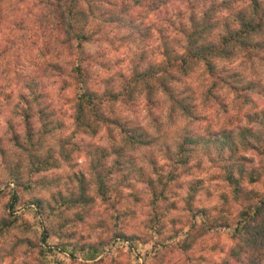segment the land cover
<instances>
[{"label":"trees","instance_id":"1","mask_svg":"<svg viewBox=\"0 0 264 264\" xmlns=\"http://www.w3.org/2000/svg\"><path fill=\"white\" fill-rule=\"evenodd\" d=\"M33 7L52 12L54 21L51 24H38L45 29L41 37L47 43L44 53L48 54L52 47L53 52L57 50L55 58L58 61L53 59L42 67L45 71L56 72L58 77L67 78L61 82L63 87H67L65 90L71 85L76 86V95L72 99L75 132L68 137L62 135L65 125L55 120V112L38 91V83L15 71L11 83L19 91L22 86L29 95L22 91L15 105L20 109L15 116H21L22 130L17 131L12 122L7 121L12 133L10 142L25 160L10 163L9 183L21 187L25 179L23 172L29 177L48 167L74 162L81 151L74 141L76 133L98 136L104 132L107 145L87 147L91 181L82 180L75 190L66 196L60 195L62 207L85 208L95 202L96 197L106 200L113 191L115 179L122 186L128 185L130 180H143L150 187L153 206H157L178 179L200 166L201 153L212 154L215 151L219 178L230 190L224 196L225 202L237 207L238 212L231 222L223 218L215 221L209 217L204 219L207 215L205 209L195 205L204 182L201 179L189 181L185 208L193 222L198 219L201 222L198 226L195 224V233L185 235L179 249L188 252L193 248L192 240L203 236L198 234L202 226L205 234L227 230L233 245L229 251L230 260L222 264H263L264 190L258 191L256 186L264 180V109L256 110L252 93L263 96L264 85L255 82L258 76L242 85L240 82L245 81L244 76L238 70L222 67V63L240 60L242 65L248 63L251 72L259 74L261 69L264 74V0H123L121 3L111 0H35L29 4L30 10ZM134 7H147L151 13H163L164 17L158 21L169 29L170 36L161 43L162 61L155 65L146 63L147 66L143 67V53L140 61L132 63L130 77L118 84L106 82L101 91L94 89L91 71L85 63V46L96 40L90 19L98 20L99 16H104L120 27L132 21L121 16ZM1 14L0 11V32H4L6 26L3 25L7 21ZM13 24L23 30L21 28L30 23L22 19L17 24L13 21ZM64 64L70 68L68 72ZM200 66L215 79L212 88L233 91L242 105L249 108L250 113L245 115L248 126L236 130L222 129L205 136L187 133L172 146L167 144L161 150L162 145L156 146L160 138H166L168 131H161L160 122H156L157 135L148 128L127 125L125 119L114 116L118 104H133L139 99H144L147 106H158L155 94L162 93L169 103L168 114L172 124L178 116L195 118L196 106L192 104L195 97L191 87L185 85L180 89V84L186 83ZM4 84L0 79V107L4 100L2 96L5 101L10 98ZM215 99L220 109L226 108L221 95L215 94ZM248 152L257 153L259 161L256 163L248 157ZM92 188L97 195L90 194ZM19 203L20 197L15 191L11 197L10 214L0 221V235L17 227L21 220V216L16 214ZM42 203L41 200L32 203V210L44 224L46 218ZM123 239L130 244L132 251L135 250L136 237ZM176 239V236L172 237L171 242ZM48 240L49 235L45 233L42 237L44 244L38 251L42 260H47L46 257L56 250L76 262L80 258L94 261L104 252L95 247L64 244L45 251Z\"/></svg>","mask_w":264,"mask_h":264},{"label":"rangeland","instance_id":"2","mask_svg":"<svg viewBox=\"0 0 264 264\" xmlns=\"http://www.w3.org/2000/svg\"><path fill=\"white\" fill-rule=\"evenodd\" d=\"M31 1L35 0H0L1 17H5L7 21L3 25L6 26L4 32H0V79L5 83L4 89L10 96L6 101L2 96L4 100L0 107V221L10 214L11 197L15 191L20 197L16 214L21 216L16 228H11L0 235V264H211L214 262L222 264L228 262L233 241L227 230L220 232L214 230L205 234L202 226L198 234L201 233L203 236L192 240L193 248L188 252L179 249V245L185 240V235L190 232L195 233L196 226L201 222V219H198L197 223L193 222L185 208L189 181L201 179L204 182L203 190L195 203L196 207L205 209L207 215L204 219L209 217L211 221H215L223 218L224 221L231 222L238 212L237 207L225 202L224 196L230 190L219 178L215 151H212V154L201 153L198 160L200 166L189 170L190 174L178 179L157 206H153L150 187L143 180H130L128 185L122 186L115 179L113 191L106 200L96 197L95 202L85 208L62 207L60 195L66 196L69 191L75 190L82 180L91 181L92 172L89 171L87 147L89 149L90 146L107 145L104 132L98 136L76 133L74 141L81 147V151L74 162L61 164L55 168L48 167L29 177L23 172L25 179L21 187L9 183L10 163H16L20 159L21 162L25 160L16 153L10 142L12 133L7 121L10 120L17 131L22 130V118L15 116L20 109L15 108V105L19 101L17 96L22 91L29 95L22 86L19 91V88L11 83L15 71L24 78H30L34 83H38V91L45 96L46 102L55 112V120L65 125L62 135L68 137L75 132L72 99L76 95V86L71 85L65 90L67 87H63L61 82L67 78L58 77L56 72L45 71L42 67L53 59L55 62L58 61L55 58L57 50L54 49L53 52L52 47L48 54L44 53L43 48L45 50L47 43L41 37L45 29H41L38 24V22L51 24L54 21L51 17L52 12L37 7L30 10ZM111 1L123 2V0ZM121 17H127L132 21L119 27L104 16H99L98 20L90 19V28L96 33V40L85 46V63L92 74L93 88L100 91L104 89L106 82L118 84L124 78L130 77L132 63L140 61L143 53L144 59L141 62L143 67L147 66L146 63L152 65L160 63L162 40L170 36L169 29L158 21L164 17L161 12L151 13L147 7H134ZM22 19L30 24L21 28L23 30L14 27L13 21L17 24ZM11 22L12 24L8 25ZM70 60L68 58V61ZM241 63L240 60L226 61L222 63V67L238 70L245 79L240 82L242 85L254 80L256 76L258 77L255 82L264 85L263 70L260 69L259 74H255L251 72L247 62L243 65ZM63 66L68 72L70 68L65 64ZM214 81L215 79L205 72L204 67L200 66L186 83L180 84V89L185 85L191 87L195 97L192 101L196 106L195 118L178 116L172 124L168 114L169 103L166 95L162 93L155 94L158 106H147L144 99H139L133 104H118L114 116L125 119L127 125L145 127L157 135L159 132L156 130L158 126L156 122H160L161 131H168L166 138H160L156 146L159 148L162 145L161 150H164L167 144L172 146L181 135L187 133L205 136L209 133L215 134L222 129L236 130L248 126L249 122L245 115L250 113L249 108L242 105L241 99L233 91L230 92L228 89L217 91L212 88ZM215 94L221 95V102L226 104V108L220 109L215 101ZM252 95L256 100V110L264 109V95L259 96L255 92ZM247 156L256 163L259 161L255 152H248ZM256 189L264 190V180L256 186ZM90 194L97 195L93 188ZM37 200L43 202L42 206L45 210L43 216L46 218L44 224H41V220H38L32 210L34 209L32 203ZM45 233L49 235L48 244L44 246L45 251L64 244L95 247L104 252L94 261L80 258L76 262L70 260L67 254L56 250L46 257L47 260H42L38 251L44 244L42 237ZM174 236L177 239L172 241L173 246H171V239ZM125 237H136L135 250L132 251L130 244L123 241Z\"/></svg>","mask_w":264,"mask_h":264}]
</instances>
